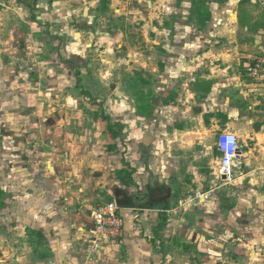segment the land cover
<instances>
[{
    "label": "crops",
    "instance_id": "crops-1",
    "mask_svg": "<svg viewBox=\"0 0 264 264\" xmlns=\"http://www.w3.org/2000/svg\"><path fill=\"white\" fill-rule=\"evenodd\" d=\"M17 1L0 8L37 5ZM39 1L55 7L58 44L53 62L33 67L37 78L13 44L26 20L14 18L13 30L0 20L2 163L12 170L0 182V264L86 261L102 192L119 202L125 229L92 264H162L172 246L184 264H264V84L247 71L262 54L264 0ZM101 62L100 78H89ZM82 71L85 86L73 82ZM27 94L33 114L20 105ZM106 116L123 126L119 137ZM223 132L242 146L227 184L214 148ZM123 168L134 169L129 186ZM212 189L210 200L189 201Z\"/></svg>",
    "mask_w": 264,
    "mask_h": 264
},
{
    "label": "rangeland",
    "instance_id": "rangeland-1",
    "mask_svg": "<svg viewBox=\"0 0 264 264\" xmlns=\"http://www.w3.org/2000/svg\"><path fill=\"white\" fill-rule=\"evenodd\" d=\"M11 1H13V0H11ZM15 1H16L15 5L18 6V4H19V6H20L21 1H17V0H15ZM26 1H28V2L32 1V2L36 3L37 5H35L36 7L34 9L25 8L24 6H21L20 8L11 7L10 9L5 7L6 10L3 11L0 8V11H1L0 12V20H10L9 21L10 30H13V28L15 26L12 23V20H14V18H16V20H26V22L24 23L25 24L24 30L21 29V28L18 29L20 31H23V33H25V35L23 34L22 37L20 38L19 42H18V39H17V32H16L18 30L13 32L12 35L14 36L13 37L14 48H17V45H19L18 49L24 50V52L26 54L25 59L27 61L25 63H27V66H28L27 71H30V70H33V67H35V64L44 66L46 64V62H50V60H52V62H53V59L55 60V58L52 57L51 54H53V56L56 55L57 45H55V44H58V42L56 43L55 39L52 37L53 35L51 36L50 26H49V22H51L49 19L52 16L49 13V10L55 11V7L54 6H52L53 8H49L48 6L45 7V8L41 7V6H39L41 4V1H39V0H26ZM123 1L127 2L128 9L130 8V6L132 7L134 5V3H131L132 0H123ZM155 1H157V0H155ZM175 1L176 0H173V2H175ZM217 1L218 0H216V2ZM146 9H147L146 3H145V1H143V8H142V11H141L142 14L146 11ZM130 10L133 11L134 9L131 8ZM201 10H202V12H198L197 11V13L200 14L201 16L203 15V12H208L209 13V11H208V9L206 7L202 8ZM123 11L127 12V10H123ZM2 12H5L6 15L5 16L2 15ZM197 13H195L193 15V19L194 20H197L199 18L198 17L199 15ZM13 16H15V17H13ZM123 16H124L123 19H125L126 15H123ZM35 21H37V22H35ZM93 44H95V42H93ZM97 47L95 46L94 48H97ZM11 49H13V48L11 47ZM101 50H104V47H101L98 51H96L95 54H100ZM128 51H129L128 49H124L123 54H126V52H128ZM20 52L22 54H24L23 51H20ZM15 53L17 54V51L13 52V54H15ZM101 64H102V62H101ZM101 64L100 65L97 64L96 67H93L94 71H90V73H88L89 78H92L94 80L96 79L95 81H97L98 78H100V76H101L100 75V73H101L100 69H103L105 67L104 64H102L103 66ZM86 68H88V66ZM89 70H93V69H89ZM31 73L32 74H30V78H32V77L37 78L38 74H37L36 71L33 70ZM47 76L48 75H45V77H44L45 81H49L50 80V77L49 76L47 77ZM77 78L79 80V83H81L83 86H85L86 85L85 82H86V79H87V72L83 73V71H82L81 75L80 74L79 75L78 74L77 75L74 74L73 82L77 83L78 82ZM111 80H113V78H111ZM116 81H119V80H116ZM124 82L125 83L128 82L129 85L132 86L131 82H129L128 79H125ZM115 86H117V84L114 85V83L111 82L110 90H114ZM11 88H13V87H11ZM137 88H140V87L139 86H135L134 87V90L132 91L133 95L138 90ZM43 91H44V89H43ZM27 92L32 95V93L36 92V91H34L32 88H30V89L28 88ZM77 92L79 93L80 91L77 90ZM139 92H140V97L143 98V96L145 94V90L141 89ZM10 93H11V95L16 96L17 90L13 88L10 91ZM92 94H93V96H99L100 95L99 93L97 94L96 92H92ZM31 95L28 96V94H27V96H26L27 100L24 103H23V101H20V105L21 104L22 105H26V106L28 105V107L26 108L27 113L33 114V112L35 110V105L34 106L32 105L33 104L32 103L33 102V100H32L33 98L31 97ZM16 108H17V106H16ZM37 108L40 109L41 106L38 107L36 105V110H37ZM11 109H13L12 106H11ZM94 110H96V109H94ZM98 110L99 111H96V112H101L102 111V109H98ZM42 111H43V108H41V112ZM90 112L91 113H93V112L95 113V111H91V109H90ZM5 123H7V122H5ZM1 124H2V121H0V182H2L4 180V178H7L9 173L10 174L12 173V170L11 169H7L6 165H3V163H2V159H3V155L2 154H3L4 144H5V141L7 140V137L5 138V136H4L5 134H3V128L1 127ZM13 139H16V138L11 137L10 141H9L10 144H11V141ZM19 139L21 140L22 138H18L16 140H19ZM214 148H216V147H214ZM62 172L65 173V171H62ZM67 178L68 177L64 178L63 181H66L65 184L68 185L69 182H71V181H68ZM0 192H1V189H0ZM1 196L2 195H0V198H1ZM102 196H103L102 197L103 201H105V200L109 201V196L107 195V193H103L102 192ZM0 204H1V199H0ZM100 252H101V250H99V252L94 254V257L91 260H89V261H91V264L99 259L98 256H99ZM171 252H172L171 253L172 255H171L170 258L166 257L165 255L163 256L162 264H184L183 262H180L178 260L177 247L176 246H174V247L172 246L171 247ZM179 257H181V256H179ZM85 258L87 260L86 254H85ZM166 259H167V262L165 261ZM186 264H189V263L187 262Z\"/></svg>",
    "mask_w": 264,
    "mask_h": 264
},
{
    "label": "built area",
    "instance_id": "built-area-1",
    "mask_svg": "<svg viewBox=\"0 0 264 264\" xmlns=\"http://www.w3.org/2000/svg\"><path fill=\"white\" fill-rule=\"evenodd\" d=\"M260 48L262 54L252 58V61L247 66V71L257 82L264 84V40ZM241 147L239 137L235 133L223 132L218 137L216 148L221 154L218 174L226 184L233 182L235 179L236 174L233 162L241 155ZM214 193V189L203 194L196 193L189 197V201L195 199L200 201L210 200ZM93 218L94 226L90 231L85 246L87 260L80 262L79 264H91V261L89 260L94 257V254L101 250L102 243L105 240L119 239L124 234L125 218L121 213V206L117 200L104 201L96 205L93 208Z\"/></svg>",
    "mask_w": 264,
    "mask_h": 264
},
{
    "label": "trees",
    "instance_id": "trees-1",
    "mask_svg": "<svg viewBox=\"0 0 264 264\" xmlns=\"http://www.w3.org/2000/svg\"><path fill=\"white\" fill-rule=\"evenodd\" d=\"M108 121V129L113 138L119 137V132L123 130L121 124H113L110 117H104ZM110 149V148H109ZM113 149V147H111ZM134 169L129 170L128 168H123L117 171V174L121 177L122 183L126 186H129L134 183L133 178Z\"/></svg>",
    "mask_w": 264,
    "mask_h": 264
},
{
    "label": "water",
    "instance_id": "water-1",
    "mask_svg": "<svg viewBox=\"0 0 264 264\" xmlns=\"http://www.w3.org/2000/svg\"><path fill=\"white\" fill-rule=\"evenodd\" d=\"M87 11H88V9H86V12H87ZM241 152H242V151L240 150V154H241Z\"/></svg>",
    "mask_w": 264,
    "mask_h": 264
}]
</instances>
